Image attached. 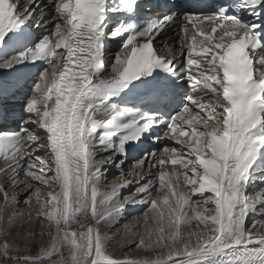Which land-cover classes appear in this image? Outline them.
I'll return each instance as SVG.
<instances>
[{"label": "snow or ice", "instance_id": "snow-or-ice-1", "mask_svg": "<svg viewBox=\"0 0 264 264\" xmlns=\"http://www.w3.org/2000/svg\"><path fill=\"white\" fill-rule=\"evenodd\" d=\"M49 4L51 27L36 37V0H0V70H35L24 123L0 127V176L32 190L29 210L0 183V236L27 223L31 238L35 220L48 229L37 254L9 256L19 249L5 242L0 256L19 264H264V184H251L264 170V0H219L196 12L173 0L156 17L141 0ZM172 26L179 67L171 46L154 47ZM110 44L118 50L107 71ZM143 96L153 97L146 110L134 103ZM15 115L0 111V123ZM147 138L172 143L134 161L136 187L121 201L132 182L121 171V183L105 191L102 168H122L128 148ZM146 161L157 169L147 179ZM125 204L147 210L109 236L102 226L115 227ZM257 212L259 220H246ZM113 240L151 255L118 258Z\"/></svg>", "mask_w": 264, "mask_h": 264}, {"label": "bare ground", "instance_id": "bare-ground-1", "mask_svg": "<svg viewBox=\"0 0 264 264\" xmlns=\"http://www.w3.org/2000/svg\"><path fill=\"white\" fill-rule=\"evenodd\" d=\"M25 0H20V3L23 4ZM36 3L38 4V7L34 5L35 7V13L33 16V19L30 23V26L35 30L36 34L38 36L46 35L48 34V29L51 27V24L48 22L51 20L52 16L54 15V10L52 6L49 4V0H36ZM39 24L40 27L37 28L36 25ZM180 37L176 33H171L167 34L165 36H161L156 42L155 46L157 49H162L164 47V44L167 43L169 46H171L174 51L177 54V62H182L183 57L179 56V51H180V44H179ZM117 50H110L108 54L106 55V60H105V67L107 71L111 70V65L112 61L114 58V55ZM11 79H14V77L11 75L10 71L6 70H0V109H2L3 112L6 113H16L17 118L13 119L12 124H16L19 127L24 123L20 119V116L25 115L21 109L23 107L24 103V98L23 99H17V93H11ZM34 82V79L32 80ZM33 84V83H32ZM9 97V98H8ZM172 142L169 141V144ZM179 147V146H177ZM161 148H159L157 151H159ZM154 152V151H153ZM39 154V153H37ZM107 155V153H97V159H99L101 156ZM151 159V157H149ZM113 166L105 165L102 168V172L104 175L102 176V187L103 190L105 191H110L112 185L121 183L120 180V171L123 168H118L117 173L112 172ZM130 169V175L129 179L127 181H131L132 184L129 187H124L120 189L119 193V199L122 201L125 197H128L131 195L132 191L136 187V181L138 177L136 176V172L140 171V169H137L134 167H128ZM136 169V172H135ZM145 172L146 176L145 178L147 179L148 175L154 176V174L157 172L156 168H148L147 166V161L145 164ZM116 177L118 176L119 178H115L113 182L111 180H108L107 184H103L104 178L103 177ZM6 177L5 176H0V183L5 182ZM8 179V178H7ZM6 179V180H7ZM17 179H23V173L21 172L19 177ZM126 180V179H124ZM143 183L144 181H140ZM251 184L253 185L254 188H259L262 184H264V178H258V177H252ZM23 185L20 187H16L18 189L16 197L23 198L28 192H22L20 188H22ZM14 189V188H13ZM15 193V192H14ZM252 195V193H250ZM20 195V196H19ZM9 196H13L9 194ZM124 197V198H121ZM21 200H19L20 202ZM3 202V196L0 194V203ZM18 205V204H17ZM16 207L18 208V206ZM23 208L19 209L21 211H28V205L25 203L22 204ZM147 210V205L143 204H125L124 207L121 209L120 216L118 217L119 223L115 227H103L102 226V231L106 232L109 236L116 237L120 235V233L117 232V228H122V226L125 223H131L133 225L137 224V221L139 218L143 217V213ZM13 209L11 207L8 208L7 214H11ZM140 214V215H139ZM142 214V215H141ZM27 220V216L25 217ZM260 219V213L257 212L255 214H250L248 218H246L247 221L251 220H259ZM32 232L33 236L31 238H28V231H29V225L27 223L23 224L21 227L20 224H17L16 226L8 229V235L6 236H0V245L4 244L7 242L9 245L15 246L19 250H13L8 253L9 256H17V257H23L25 255H35L38 252V249L41 245H46L48 241V229H42L40 225L39 220H35L33 225H32ZM41 231L44 232V235L41 236L40 233ZM253 231H256V229H253ZM261 232H264V229H260ZM135 244H128L125 245L123 248L120 247V243L118 240H113L110 243L109 250L113 251L116 255V257H123L124 255H127L128 257L132 259H138V258H143L144 256L151 255V253H145L143 250H138V249H132V246ZM131 249V250H130ZM161 250H157L159 252ZM0 264H19L18 261H11V260H5L2 256H0Z\"/></svg>", "mask_w": 264, "mask_h": 264}, {"label": "rangeland", "instance_id": "rangeland-1", "mask_svg": "<svg viewBox=\"0 0 264 264\" xmlns=\"http://www.w3.org/2000/svg\"><path fill=\"white\" fill-rule=\"evenodd\" d=\"M114 167V166H113ZM112 167V168H113ZM113 172H115V171H113ZM119 177H120V175H119ZM118 176H116V177H113V176H111V177H103L104 178V181H103V184L105 183V184H107L108 182H110V181H108V180H111V182H113L114 181V179L115 178H119ZM8 177H6V179H7ZM5 179V182H4V187L7 189V191H8V194H11V195H17V191H18V189H16V187H13L12 186V181L8 178L7 180ZM123 179H126V180H128L129 179V175H128V173H124V176H123ZM14 188V189H13ZM32 190H28L27 192V194L23 197V198H18V200H21L19 203H18V209H22L23 207V205L22 204H24V201L27 199V197H28V195L30 194V192H31ZM15 192V193H14ZM251 195V194H250ZM18 196V195H17ZM20 196V195H19ZM121 198H124V197H121ZM140 215V214H139ZM142 215V214H141ZM132 249H135V245H133L132 246Z\"/></svg>", "mask_w": 264, "mask_h": 264}]
</instances>
